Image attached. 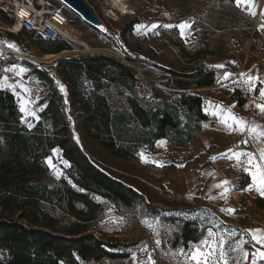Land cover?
<instances>
[{
  "label": "trees",
  "instance_id": "obj_1",
  "mask_svg": "<svg viewBox=\"0 0 264 264\" xmlns=\"http://www.w3.org/2000/svg\"><path fill=\"white\" fill-rule=\"evenodd\" d=\"M229 1L238 13L247 15L233 0ZM181 9L180 15L189 13V8L183 6ZM139 22L138 18L129 20L121 34L132 32ZM250 33L246 30L245 36L249 37ZM257 36L258 31L254 34L251 51ZM57 41L38 38L44 53L71 48ZM180 49L178 52H182ZM169 51L165 49L157 54L149 47L145 57L147 60L150 54L162 57ZM191 54L194 60L187 63L190 66L187 68L148 60L147 63L161 72V78H167L160 82L162 87L153 86L149 99L137 92L139 80L135 70L114 55H79L51 63L58 64L68 86V97L79 112L77 120L85 133L110 155L138 161L139 149L146 143L165 138L176 150H182L202 131L201 123L208 118L205 98L189 89L216 84L220 72L204 63L213 54L207 51ZM187 56L190 53L187 52ZM125 57L135 61L126 54ZM35 72L50 93L33 127L23 123L15 94L0 87V264L122 260L125 254L113 250L116 245L87 232L86 222L81 218L100 208L94 196L127 209L141 208L146 212L152 209L151 204L140 190L117 178L83 149L75 138L64 96L50 72ZM116 97H122L124 105L115 107L113 99ZM233 98L239 104L245 101L239 89H235ZM55 148L61 150L70 165L67 176L50 185L38 181L37 177L47 172L45 159ZM57 209L74 215L78 221L57 233L59 220L52 213ZM190 227L189 222L182 227L184 241H198L199 236H193Z\"/></svg>",
  "mask_w": 264,
  "mask_h": 264
},
{
  "label": "rangeland",
  "instance_id": "obj_2",
  "mask_svg": "<svg viewBox=\"0 0 264 264\" xmlns=\"http://www.w3.org/2000/svg\"><path fill=\"white\" fill-rule=\"evenodd\" d=\"M197 1L173 0L171 3V7L177 11L183 10L181 9L183 6L189 8L187 19L194 21L195 31L187 37V44L174 37L173 28H166L169 33L167 37L165 35L163 40L166 41V50L169 49L170 51L164 56L162 55V60L153 54L149 55L148 60H154L161 64L174 62L173 65L177 63L175 67L187 68L190 67L187 63L194 60L192 52L203 53L207 51L213 54L206 60L210 68H213L214 65H224L222 68L224 71L221 72L223 86L230 79H224V73L228 72L232 75L240 73L241 70L235 68L241 62L245 63L248 58L251 38L245 36V31L252 28L256 18L238 13L229 0ZM88 2L96 9L97 14L105 24L106 27H104L103 32L89 25L63 1L56 0V5L63 6L64 12L69 16L70 34L86 42L95 52L109 54V50H114L134 59L135 61L130 60V62L142 72V77L138 79L136 85L137 92H142L144 89L152 92L153 86L162 87L160 82L167 78H161V72L147 63L149 61L143 56L149 48L148 44L145 41L139 42L134 35L141 34L144 30L135 33V24L132 32L128 31L121 34L122 28L129 20L138 18L139 23L143 22L136 15L138 13L123 15L115 10L117 13L115 16L112 13L113 8L109 0H88ZM8 21L9 16L0 11V27H4V23ZM250 24L252 25L249 26ZM10 34L12 33L0 29V41L14 44L16 47L13 50L26 55L27 58L22 59L18 56L0 53V84L1 81L14 83L16 80H20L17 86H13L15 91H13V87H11V91L18 99L20 107L24 108L23 123L33 127L39 119L41 103L49 95L50 89L35 71L47 70L53 77L54 84L64 96V105L71 119L78 143L99 165L111 171L120 180L140 190L148 203L151 204L152 209L146 212L141 208L127 209L115 205L108 199L94 196L99 201L100 208L83 215L81 221L86 222L87 232L94 233L107 242L116 245L117 247L113 250L121 251L126 257L119 261H83L81 264H151L149 254L155 264H195L194 261L186 259V256L193 249V246H200V242L208 238L209 230L215 234L212 238H208L209 244L218 241L223 235L229 264H252L251 254L255 251L252 245L255 241L252 239V233L248 230L264 229V212L260 209L259 200H251L245 194L238 196L234 182L229 185H222L220 188L214 187L216 184H221L223 180L222 177H216L213 171L197 172L195 185L192 187L189 185L190 188L187 189V151L176 150L167 142L160 145L155 141L146 143L139 149L138 161H127L110 155L80 127L77 120L79 112L68 97V86L59 71L58 64L50 62L44 65L45 63L40 61L44 52L39 46L38 38L25 32L14 34V37ZM153 35L154 32H149L147 41H151ZM154 37L157 36L154 35ZM57 42H65L71 46V48L63 50L74 49V45L68 40L60 39ZM263 46L264 34L258 31L253 50L255 57H261L260 51ZM180 47L182 52L180 51L179 55L182 60H175L170 52L172 49L178 51ZM75 49L84 50V47L75 42ZM63 50L61 52H65ZM187 52L190 53V56H187ZM68 57L72 56H62L58 59ZM191 57L193 58L191 59ZM4 60L6 63L3 62ZM198 63L199 61L195 64ZM243 66L241 64V67ZM10 68L15 70L6 71ZM21 68L26 69V71L18 75L17 73ZM5 77L8 78L7 81H5ZM61 86H63V90ZM189 91L195 92L197 88L192 86ZM113 105L121 107L124 105V99L122 97L114 98ZM30 113H35V115ZM49 159H51V166L48 162ZM45 164L48 170L37 177L38 181L53 185L67 176L66 171L70 164L62 156L59 148H55L51 152L45 159ZM161 164L163 167L160 166ZM207 165L212 168L210 165L213 164L208 162ZM57 172L61 174L58 176ZM241 178L242 180L239 182L242 184L246 178L242 175ZM232 185L234 188H231ZM224 187L230 188L226 194L227 199L220 198ZM229 208L235 209V212L229 214V212L224 211V209ZM52 213L59 220L56 226L57 233L62 232L70 223L78 221L74 215L58 209L52 210ZM146 219L149 223H154V219L158 220L159 226L154 224L155 230L149 228L144 223ZM258 221L262 222L259 224ZM186 222L191 224L193 236H199L198 241H184L182 227ZM158 240L160 241L159 245L156 243ZM256 248L264 251V248L259 244H256ZM181 249L184 250V255L180 254ZM231 249H235V251ZM244 252L249 254L247 260L244 258ZM257 264H264V260L257 259Z\"/></svg>",
  "mask_w": 264,
  "mask_h": 264
},
{
  "label": "crops",
  "instance_id": "obj_3",
  "mask_svg": "<svg viewBox=\"0 0 264 264\" xmlns=\"http://www.w3.org/2000/svg\"><path fill=\"white\" fill-rule=\"evenodd\" d=\"M128 1L135 10L134 14L138 13L136 15L143 20V22L136 24L137 27L135 26L136 30L134 32L136 33V31L139 30H144V32L134 35H136L139 42H147L148 47L153 48L157 54H160L166 49V41L163 40L165 35L167 37V34L169 33V30H166V28H173L172 32L174 37L176 39H181V41L183 40L186 44L188 40L187 37H189L190 33L195 31L193 23L191 24V28L185 27L183 29V35L181 34L182 30L179 27H165L166 25H179L184 21H189L187 19L189 13L184 16L180 15L179 11L174 10L171 7V0ZM233 1L237 8L246 12L251 18H256V16L259 15L264 20V0H251V3L249 4L243 3L242 0L240 3H238L237 0ZM253 12L255 15H252ZM152 25H157V27L153 28ZM251 27L252 28L249 30L251 32L249 36L251 40L248 58L245 63L241 62V64L244 65L243 67H241L240 64L235 68L239 69V71L241 70L240 73L228 77L230 78L229 81L222 86L221 72H223L224 69L218 68L214 65L212 66V69L216 72H220L218 82L211 86L196 87L197 91H195V93L200 94L205 98V109H207L205 113L208 118L202 121V131L198 136L190 140L183 150L180 151H187V189L189 185L190 187L195 185L197 172L213 171L215 172V176L218 178L222 177L221 179L223 181L227 180L230 183L234 182L238 196L245 194L247 195V198H251V200H259L261 203L260 209L264 212V197H262L256 190L258 185H253L250 191L247 190L249 184H252L253 182L251 175L245 171V169L252 167V171L255 172V165H249V158L246 156H241L240 160L237 161L235 158L228 159L226 156L220 155L221 153H226L230 148L239 152H252L255 154L254 161L264 165V161L260 160V150L261 148H264V143L254 140L252 135L247 133L229 131L225 124L220 120V116L226 115L223 109H228L230 106L234 105L235 107L231 108V112L238 117L246 118L249 125L253 122L264 125V114H261L259 109L256 108V103H264V100H261L259 96V88L264 86V46L260 51L262 53L261 57H255L253 54L254 51H251L255 32L259 31L264 34V23H260L256 26L253 22V26ZM164 30H166L165 33ZM151 31L154 32V35L157 37H154L153 35L151 41H147V35ZM174 51L171 52V55L175 57V60H182L179 52L177 50ZM45 54L47 53H43V57ZM143 57L147 58L145 55ZM160 59L162 60V57H159V60ZM206 60L204 63L208 65ZM166 63L167 65H173L174 62ZM242 73L245 75H241ZM247 76H258L260 78L259 81L252 82L256 84L255 91L248 90L249 85L245 83ZM19 81L20 80H16L14 83L5 82L9 87L3 88L11 91V87L14 85L17 86ZM3 83L4 82L1 81V84ZM235 89H239L245 97V101L242 104H239L238 100L233 98ZM41 104L42 106L39 113L45 108L47 99L45 98ZM213 113H217V115H214ZM229 123H231L230 120ZM245 139L248 141L247 144L241 142ZM160 141H165L170 144L165 138H161L155 142ZM229 155H231V153H229ZM212 157H215V159H212ZM208 162H212L213 165H210L212 168L207 165ZM241 175L246 178L244 181V183L247 182L246 184L240 183L242 180ZM231 188H234V185H232ZM260 222L262 221H258L259 224Z\"/></svg>",
  "mask_w": 264,
  "mask_h": 264
},
{
  "label": "snow or ice",
  "instance_id": "obj_4",
  "mask_svg": "<svg viewBox=\"0 0 264 264\" xmlns=\"http://www.w3.org/2000/svg\"><path fill=\"white\" fill-rule=\"evenodd\" d=\"M238 3L241 2V0H237ZM243 3L249 4L251 3V0H242ZM252 15H255L253 12ZM194 21H184L180 23L179 25H166L165 27H179L182 31L181 34L183 35V29L185 27L191 28V24ZM153 28L157 27V25H152ZM10 48L16 47L14 44L8 45ZM234 63V62H233ZM218 68H224L223 64L216 65ZM14 68L7 69L6 71H13ZM26 69H19L18 75L25 72ZM231 73L225 72L223 78L228 79L229 76H231ZM245 75V74H241ZM5 81H7V77L4 78ZM260 78L258 76H247V79L245 80V83L249 85V91H255L256 90V84L252 83L253 81H259ZM0 87H9L7 83L0 84ZM23 87V85H21ZM63 90V86H61ZM27 91V89H25ZM13 91H15V88L13 87ZM259 96L261 100H264V86H261L259 88ZM235 107L230 106L228 109H223V111L226 113V115L220 116V120L222 123L225 124V126L229 129V131H239L240 133H247L249 135H252L254 140H258L262 143H264V125L256 124L253 122L251 125H249V122L244 117H238L234 113L231 112V108ZM247 107V106H246ZM256 108L259 109L261 114H264V103H256ZM21 111H24V108H21ZM207 111V109H205ZM31 115H35V113H30ZM214 115H217V113H213ZM229 120L231 123H229ZM31 127V125H29ZM78 139V138H77ZM244 144H247L248 141L245 139L241 141ZM166 142L160 141L158 142V145L164 144ZM231 153V155H229ZM143 155V154H141ZM221 156H226L228 159L235 158L237 161L240 160L241 156L248 157V164L249 165H255L256 171H252V167H248L245 169L251 177H252V184H249L247 190H251L253 185H258L256 190L259 192V194L264 197V165H261L259 162L254 161L255 154L252 152H239L234 151L233 149H228L226 153H221ZM212 159H215V157H212ZM260 160L264 161V148H261L260 150ZM49 165L51 166V159H49ZM146 162H148L146 160ZM155 163V161H152ZM163 167V164L160 165ZM182 166V165H181ZM61 173L57 172V175L59 176ZM230 182L227 180H224L221 182V184H216L214 187L220 188L222 185H229ZM230 191L229 187H224L223 192L220 194V198L227 199V193ZM213 198V197H209ZM224 211L229 212V214H233L235 212V209H224ZM145 224L149 228L154 229V224L156 226H159L158 220L154 219V223H149L146 219L144 221ZM155 230V229H154ZM252 233V239L255 241V243L252 245V247L255 249V251L252 252V264H257V259L264 260V251H261L260 248H256V244H259L262 248H264V229H249ZM215 234L209 230L208 232V238H212ZM208 238L200 242V246H193V249L189 251V253L186 256V259L194 261L195 264H229V258H228V251L225 250V240L223 235L219 238L218 241H214L213 244L208 243ZM158 245L160 244V241L158 240L156 242ZM232 251H235V249H231ZM180 254L184 255V250H180ZM248 253L244 252V258L247 260ZM149 260L151 264H155V261L151 260V256L149 254Z\"/></svg>",
  "mask_w": 264,
  "mask_h": 264
},
{
  "label": "built area",
  "instance_id": "obj_5",
  "mask_svg": "<svg viewBox=\"0 0 264 264\" xmlns=\"http://www.w3.org/2000/svg\"><path fill=\"white\" fill-rule=\"evenodd\" d=\"M0 11L9 16V21L4 23V27H0L3 31L12 34L26 31L37 38H42L47 41L65 39L74 45V49L63 50L65 52H59V55H71L74 57L100 53L95 51L91 52L90 50L74 53V37H72L64 28L65 21L70 22L69 16L64 12L63 6L56 5V0H0ZM260 23H264V20L257 15L255 24L257 26ZM16 24H19L20 31L15 30ZM8 45L10 44L2 43L0 41V53L17 56L15 54L17 51H14L13 48H10ZM109 54L116 56L131 66L136 72L137 79L142 77V72L136 68V66L132 64L123 53L109 50ZM3 62H6V60ZM138 93L144 99H149L151 97V92L146 89Z\"/></svg>",
  "mask_w": 264,
  "mask_h": 264
},
{
  "label": "bare ground",
  "instance_id": "obj_6",
  "mask_svg": "<svg viewBox=\"0 0 264 264\" xmlns=\"http://www.w3.org/2000/svg\"><path fill=\"white\" fill-rule=\"evenodd\" d=\"M109 2L111 3V6L113 8L112 13L117 16V13L115 12V10H117L118 12H120L123 15H130L132 13H134V9L133 7L130 6L129 1L128 0H109ZM105 24L103 23L101 26H99L100 30L103 31ZM64 28L65 30L70 34V28H71V24L69 21H65L64 23ZM15 30L20 31L19 28V24L15 25ZM72 37H74L75 42L81 44L84 47V50L81 49H75L74 53H78V52H83V51H88L90 50L91 52H94L95 50L93 48H91L86 42L79 40L77 37H75L74 35L70 34ZM15 54L22 59H26V55L22 54V53H18L15 52ZM59 53H47L44 55L43 58H45L47 61L51 62L53 60H55L58 57Z\"/></svg>",
  "mask_w": 264,
  "mask_h": 264
},
{
  "label": "water",
  "instance_id": "obj_7",
  "mask_svg": "<svg viewBox=\"0 0 264 264\" xmlns=\"http://www.w3.org/2000/svg\"><path fill=\"white\" fill-rule=\"evenodd\" d=\"M61 1H63L72 10H74L89 25L100 30L99 26H101L103 24V21L99 17V15L97 14L96 9L88 2V0H61ZM59 54H58V57L56 59L62 57V55H59ZM40 61H42L44 63H50L49 61H47L44 58H40Z\"/></svg>",
  "mask_w": 264,
  "mask_h": 264
}]
</instances>
